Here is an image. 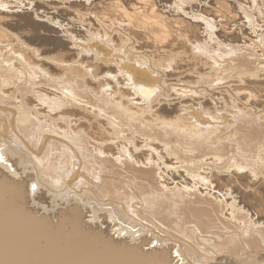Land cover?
I'll list each match as a JSON object with an SVG mask.
<instances>
[{"label": "bare ground", "instance_id": "bare-ground-1", "mask_svg": "<svg viewBox=\"0 0 264 264\" xmlns=\"http://www.w3.org/2000/svg\"><path fill=\"white\" fill-rule=\"evenodd\" d=\"M22 1L19 0L16 3L19 9L21 8L20 11L14 12L11 9L14 13L6 14L7 12H4L7 10L4 9V12L0 10V247L7 248L8 264H67L71 262L72 264H115L118 261L117 258H120L124 264L138 263L141 259L150 261V264H172L173 258L170 251L173 248L181 261L178 264H236L238 260L247 264H264V197L260 198L256 194L264 189L255 188L253 192L244 190L243 188H249L255 182L250 180L252 176L249 174L238 172L248 169L256 177L258 173H264V170L261 171L264 166L263 168L255 166V168L253 164L243 159L244 157H238L235 154L231 156L232 158L228 156L230 161L226 159L227 162L225 161L224 164L222 162V165L218 167L215 164L218 169L234 168L227 176L212 173L213 178L210 179V182L216 185L214 189L216 187L220 192L224 190L228 196L236 195L237 201H231V203H228L225 198L219 202L215 200L218 196L210 193V189L204 191L209 187L204 182V184L201 183L205 187L203 190L200 188L194 192L187 190L186 186L192 183L197 185L200 180L208 177L199 171L207 162L205 159L208 156L207 153H210V156L213 154V156L220 157L222 152L230 151V149L223 142L221 144V140L219 143L218 137L220 136L215 132L217 130L202 133L199 132L200 129L195 128L198 123H206L201 120L203 118L200 119L203 114L200 117L193 115L195 116L193 122H190L187 117L179 120L171 116L174 112L173 108L170 107L171 110L166 108L167 104L159 105L160 102L152 106L149 103L151 101L146 102L147 107L142 106L146 112L138 111L130 96L141 94L150 97L149 94H153L157 89L155 91L151 89L153 93L146 89L149 90L153 88L152 85L156 84L159 91L155 93V96L165 95L168 98L167 93L163 94L160 91L162 83L158 79L160 75L167 77L170 74H163L158 70L156 71L157 74L160 73L157 75L158 78L153 77L151 83L142 81L138 85L136 79L141 74H136V71L135 73L132 68L130 69L128 67L130 62L126 61L128 63L126 64L125 56L122 57L123 54L121 56L117 49H114V45H111L115 41H120L124 47L132 43V39L142 40V42L139 41V47H137L139 49L134 46L128 47L133 53L129 55L133 57L128 56L127 58L141 59L146 63L148 56L141 49L166 52L179 41L180 45L195 44L194 49L197 51L202 50L203 53H209V42L214 40L215 44L213 41L212 43L218 47L216 48L217 53L220 50L223 51V47L227 45L228 47L224 50L228 51L227 48L230 47V51L235 49L233 46H236L233 43L238 42L239 36L227 34L225 31L233 28L232 26L242 20L241 14H245L255 25L257 24L255 20H263L264 0H234L232 2L215 0L213 1L216 6L214 14L207 10L205 12L196 5L197 9L191 8L190 10L189 8L192 14L191 19L199 17L204 20L203 23L205 22L204 25L208 28L206 38H199L200 35L196 33V30L200 29L199 21L198 24L194 23L195 19L192 22L177 13V16L164 14L158 5L159 0H85L87 3L80 0H43L42 3L31 2L33 0L29 3ZM185 1L187 2V0H175V4L177 3L178 7L182 8L180 4ZM8 2L9 0H0V8H6L5 4ZM27 5L26 10L24 8ZM238 10H241V14ZM40 18H45V20H40ZM220 19H226V21L220 22ZM65 21L70 26L63 24ZM215 25L220 26L223 31L214 32ZM77 26L85 27V42L77 39L84 36L76 29ZM114 27L118 30L116 29L113 35ZM40 30L44 34H41ZM53 34H64L63 37L68 41H63ZM96 39H99L102 44L96 42ZM203 39L205 41H202ZM103 43L111 48H104ZM70 45L74 47L73 50H70ZM98 45L103 46L100 48ZM210 46H212L211 43ZM246 48L248 47H245V52ZM138 52L143 55H138ZM198 54L197 56H200ZM217 59L218 55L215 56V60ZM219 60L214 61L215 65ZM244 61L242 60V63ZM223 62H219V65ZM161 64L160 66L164 67ZM212 81L215 82L214 79ZM120 85H127L128 88L120 87ZM163 89L162 86L161 90ZM187 89L189 90L188 87ZM176 91L179 94L178 87ZM235 101L237 102L236 98ZM150 111L151 115L148 113ZM249 111L251 109H248ZM90 114L96 117V125L92 126L79 121ZM97 117H103V119L100 120ZM219 120L217 123H220ZM74 123L77 125H73ZM156 125L161 126L153 128ZM239 125L242 126V124ZM174 127L189 129L190 136H193L191 134L193 132L199 139L194 138L193 141L187 138L191 140L190 143L182 144L178 139L176 141L173 138L176 135L172 134L174 131L171 128L174 129ZM92 128L97 129L98 136L90 132ZM160 130L164 132L161 133ZM126 132L130 133L129 137L126 136ZM136 133L142 136L145 145L150 146L152 150L136 152L140 146L135 140ZM252 133L246 134V138L247 142L252 145L251 147H254L256 134ZM120 138L126 140L117 141ZM113 140L117 142L112 145L108 144ZM155 140L159 143H152ZM225 148L227 149L224 150ZM234 148L236 149V146ZM171 154L175 156V160H180L177 164L184 168V174L188 177L177 172L179 178L184 177L182 182L185 187L174 183L172 188H168L165 181L168 180V176L174 179L176 172H169L163 167L158 168L161 165L167 167L176 164L173 163ZM259 154L263 159L264 148ZM147 160H151V163H147ZM213 161H216V158ZM16 166H21L22 171L17 172ZM28 169L31 174L25 172ZM200 176H203L202 179ZM197 177L195 181L194 178ZM161 178L164 182L160 180ZM29 180L33 181L30 187L27 186ZM233 183H237L242 188ZM38 185L51 193L52 201L60 199L65 207L62 210L56 209L57 211L54 209L56 212L53 214L39 216L37 211L39 214L37 217H28L29 215L24 212L27 201L34 204L46 197L43 192H38ZM135 190L140 194L139 201L134 195ZM172 203L178 204V207L174 209L171 206ZM80 204L85 206V210ZM85 213L91 214L93 218H101V223H85L83 220ZM49 220L65 224L72 231L71 234L67 233L71 236L64 238L61 236L64 245L59 243L61 246L58 248L51 243L53 238L49 236L50 234L46 233L48 230L46 224ZM108 227L114 228L112 230L117 232L118 236L125 231L128 238H132L134 242L139 241V245L130 246L129 242L126 243L123 239H114L108 234ZM64 230L61 229V232ZM55 234L57 235L56 232ZM78 236H80L79 239ZM62 238L57 237L58 240ZM144 244L156 245V248L147 250L145 253L141 250ZM29 251H32L34 256L30 255ZM27 256L33 258V261Z\"/></svg>", "mask_w": 264, "mask_h": 264}, {"label": "rangeland", "instance_id": "rangeland-1", "mask_svg": "<svg viewBox=\"0 0 264 264\" xmlns=\"http://www.w3.org/2000/svg\"><path fill=\"white\" fill-rule=\"evenodd\" d=\"M14 1H16V2H14ZM41 1H43V0H37V1H35V0H33V1H31V2H40V3H42ZM81 2H84V3H87V1H83V0H80ZM199 1V2H198ZM209 3H208V2ZM215 0H187V2L185 1V3L183 2H181V4L180 5H182V8H179L178 7V4L176 5L175 4V0H159V3H158V5H160L159 7H160V10L162 11V12H164V14H166V15H174L175 14V16H177V14L178 15H181L182 17H184L185 19H187V20H190V21H192V22H194V23H197L198 21V23L199 24H201L200 25V29H198V30H196V33L198 34V36H199V38H206V37H208L207 35H208V28H206L205 27V25H204V23H203V19H201V18H199V17H197V18H194V19H191L192 18V14H191V8H194V9H197V8H200V9H202V10H207V11H210V12H212V14H214L216 11V6H215ZM227 1H229V2H232V1H234V0H227ZM240 1V0H239ZM10 2V3H9ZM9 2L8 3H6L5 5H6V8H0V10L1 11H5V10H7V11H5L4 13H6V14H11V13H14V12H16V11H20V9H19V7H18V5L16 4L17 2H19V0L17 1V0H9ZM22 2H25V3H29L30 2V0H23ZM168 2V3H167ZM202 2V3H201ZM166 3V4H165ZM171 5H170V4ZM173 3V4H172ZM192 3V4H191ZM197 3V4H196ZM164 4H165V6H164ZM183 4H185V5H183ZM200 6H199V5ZM12 5V6H11ZM162 5V6H161ZM197 6V8H196V6ZM212 5V6H211ZM167 6V7H166ZM175 6H176V8H175ZM208 6V7H207ZM215 6V7H214ZM13 7V8H12ZM27 7H28V5L27 6H25V8L24 9H26L27 10ZM165 7V8H164ZM177 7H178V10H177ZM173 8V9H172ZM189 8H190V10H189ZM5 9V10H4ZM14 11V12H12V10ZM163 9H164V11H163ZM51 10V9H50ZM181 10V11H180ZM212 10H214V11H212ZM25 11V10H24ZM184 11V12H183ZM188 11V12H187ZM190 12V13H189ZM206 12V11H205ZM177 13V14H176ZM184 13H187V14H184ZM189 13V14H188ZM238 13H240L241 14V10H238ZM197 14V13H196ZM184 15V16H183ZM190 18H188L187 16ZM241 16H243L241 19L242 20H239L238 21V23L235 25V26H232L233 28H231V29H229V30H226L225 32H227V34H231V35H234V34H237L238 36H239V40H238V42H236V43H233V45H235L236 47H234L233 46V48H235V49H231L230 51H229V49H230V47L229 48H227V50L228 51H225L224 49L226 48V47H228V45L226 46V47H223L224 49H223V51H218V53L216 52L217 51V49H218V47H216V46H214V44H215V42H214V40H210V42H209V39L207 38L206 40H208L207 42H209V49L210 50H208V49H206V50H208L209 51V53L208 52H206V53H203V51L202 50H200V49H198V50H200V51H202V52H200V51H197L196 49H194L195 48V44H191V43H185L184 45H180V41L175 45V46H171L170 47V49H168L169 51H167L166 50V52L165 51H163V50H160V51H151V49H147V48H143V49H141L145 54H146V56H148L147 57V59H148V64L146 63V62H144L143 60H130V58L128 59L127 57L129 56V57H133L132 55H129V53H132L130 50H129V48H131V46H134L135 48H137V47H139V43L140 42H142V40H140V39H132V43H130V44H128L127 46H124V47H122L123 45H122V42H120V41H115V43H113V44H111L112 46L114 45V49L116 50L117 49V52H119V54L122 56V54H123V56L122 57H124L125 56V58L127 59H124L125 60V62L127 61L128 63L130 62H132L131 64L129 63V65H128V67L131 69L132 68V70L136 73V74H141L140 75V77L138 76V78L136 79V81H137V83H138V85H139V83H141L142 81L143 82H150L151 83V81H152V79H153V77L154 78H156L157 77V75H159L160 73H158L157 74V72L156 71H161V73H168V74H170L169 76H167L166 77V75H160L159 77V79L158 80H160L161 81V85H160V91L164 94V93H167L166 95L168 96V98L167 97H165V95H162V96H155L156 94V92L158 93V91H159V89L157 88L158 86H156V84L155 85H152V87L153 88H150L149 90H147L146 89V91H148V92H151L152 91V93L155 91V89H157L156 90V92H154L153 94H149V95H151L150 97H148V96H146V95H141V94H138V95H135V96H130V99H131V101H132V103L134 104V107H136V109L138 110V111H140V112H146V109H144V108H142V106H146V105H148V103H146V102H149V101H151V102H149L150 103V105H152V106H155V105H158V103H159V105H163V106H165L166 104V108H168V109H170L171 110V108H173V110H174V112L171 114V116H173V117H176L177 119H181L182 117H187V118H189V120H190V122H193V120H195V119H193V117H195V116H193V115H199V117H200V115H202L201 117H200V119L201 118H203V119H201V120H204V121H206V123H201V124H199L198 123V128L197 127H195L196 129H200L199 130V132H202V133H206V132H208V130H211V131H215V130H217V131H215V132H217L218 133V135L220 136V137H218V139H219V143H220V140H221V144H222V142H223V144H226V147H228L229 149H230V151H227L226 149L227 148H225L224 150H226V152L224 151V152H222L219 156L220 157H218V156H213V154H211V156H210V153H207L208 154V156H206L205 157V159H206V161L207 162H205V164L203 165V168H201L199 171H200V173L202 174V175H206V176H210L209 178L208 177H205L204 179H202L201 177H203V176H200V178L202 179V180H200V183L199 184H194V183H192L190 186H186V189L187 190H189L190 192L192 191V192H194V190H196L197 188L199 189H201V190H203L205 187H203L202 185H201V183L202 184H206L207 183V186H209L207 189L205 188L204 189V191H206V190H209L210 189V193H212V194H216V196H218L215 200H217L218 202L219 201H221V199H223V198H225V200H228V203L230 202L231 203V201H237V197H236V195L235 194H233V195H230V196H228L226 193L227 192H225L224 190L223 191H221V192H223V193H221L216 187H215V189L213 188L214 187V185H215V183L214 182H210V179L211 178H213L212 177V173L213 174H218V176H227L228 175V173H229V171H233L234 170V168L233 167H230L229 169H227L226 167H222V168H220V169H218L217 167H218V165L220 166V165H222V162H223V164H224V162L226 161V159H227V161H230L229 160V157H231L232 155L234 156V154H235V156H238V157H244L243 159H245V160H247V162H249V163H251V164H253L252 166H258V167H261V168H263V166H264V158L263 159H261L262 158V156H260V152L263 150V144H264V32H263V28H264V18H263V20L262 19H260L259 21H257V20H255V22L257 23L256 25L255 24H252L251 23V19L249 18L248 19V17H246L245 16V14H241ZM187 17V18H186ZM245 17V18H244ZM254 19H256V18H254ZM6 20H7V18H6ZM8 20H10V18L8 17ZM40 20H45V18H40ZM194 20V21H193ZM197 20V21H196ZM243 20H245V21H243ZM249 20H250V22H249ZM226 21V19H220V22H225ZM263 21V22H262ZM247 24H246V23ZM197 23V24H198ZM63 24H66L67 26H70V24H67V22L65 21ZM243 24V25H242ZM249 24V25H248ZM259 25H261V26H259ZM248 26H250V27H248ZM253 26V27H252ZM236 27V28H235ZM248 27V28H247ZM259 27V28H258ZM83 28V29H82ZM202 28V29H201ZM235 28V29H234ZM243 28V29H242ZM254 28H256V29H254ZM262 28V29H261ZM76 29L77 30H79V31H81L82 32V34L84 35L85 34V27H79V26H77L76 27ZM118 30V28L117 27H114V31H112V34H113V32H114V34H115V31H117ZM207 29V30H206ZM206 30V31H205ZM262 30V31H261ZM205 31V32H204ZM213 31L214 32H216V33H221L223 30L221 29V27L220 26H216L215 25V27L213 28ZM229 31V32H228ZM41 34H44L43 32H42V30H40L39 31ZM261 34H260V33ZM95 33V32H94ZM250 33V34H249ZM254 35H253V34ZM256 33V34H255ZM113 34V35H114ZM204 34H205V36H204ZM246 34V35H245ZM252 34V35H251ZM54 36L56 35V37H59L60 39H62L63 41H68V39H66L65 37H63L64 36V34H53ZM251 35V36H250ZM260 35V36H259ZM214 37H215V35H213ZM259 37H260V39H259ZM241 38V39H240ZM80 42H85L86 40V36L84 35L83 36V38H81V37H79V38H77ZM83 39V40H82ZM246 39V40H245ZM255 39V40H254ZM261 40L260 42H258V40ZM82 40V41H81ZM102 40H103V38H102ZM138 40V41H137ZM243 40V41H242ZM96 42L98 41V42H100V40L98 39H96L95 40ZM140 41V42H139ZM202 41H205V39H203ZM212 41H213V43H212ZM246 41H247V43H246ZM95 42V43H96ZM252 42H254V43H252ZM101 43V42H100ZM99 43V44H100ZM134 43V44H133ZM184 43V42H183ZM210 43H211V45L212 46H210ZM243 43H245V45L243 44ZM102 44V43H101ZM109 44V45H110ZM118 44V45H117ZM138 44V45H137ZM243 44V45H242ZM103 45H104V43H103ZM103 45H98V47H102ZM108 45V44H107ZM179 45V46H178ZM193 45V46H192ZM226 45V44H225ZM247 45V46H246ZM260 45H262V46H260ZM181 46V47H180ZM184 46V47H183ZM105 47H107V49H110L111 48V46H110V48H108V46H105L104 45V48ZM129 47V48H128ZM179 47V48H178ZM245 47H248V49L246 48V52H245ZM69 48H70V50H73L74 49V47H72L71 45L69 46ZM187 48V49H186ZM204 48V47H203ZM205 48H206V46H205ZM215 48V49H214ZM217 48V49H216ZM240 48V49H239ZM252 48V49H251ZM259 48V49H258ZM113 49V50H114ZM119 49H120V51H119ZM122 49H124V50H122ZM127 49V50H126ZM137 49H139V48H137ZM250 49V50H249ZM114 50V51H115ZM184 50V51H183ZM188 50H189V52H188ZM211 50H213V52L211 51ZM254 50H255V52H254ZM260 50V51H259ZM129 51V52H128ZM175 51V52H174ZM193 51H195V53L193 52ZM235 51V52H234ZM259 51V52H258ZM122 52V53H121ZM128 52V53H127ZM161 52V53H160ZM196 52H198V53H196ZM211 52V53H210ZM215 52V53H214ZM221 52V53H220ZM230 52H231V54H230ZM235 54H234V53ZM238 52V53H237ZM258 52V53H257ZM148 53H149V55H148ZM154 53V54H153ZM161 54V55H159V54ZM175 53V54H174ZM203 54V55H201V54ZM223 53V54H222ZM225 53H227V54H225ZM230 55H229V54ZM243 53V54H242ZM133 54V53H132ZM134 54H136V53H134ZM138 55H143V53L141 54L140 52H138L137 53ZM197 54L198 55H200V56H197ZM225 54V55H224ZM239 54V55H238ZM247 54V55H246ZM254 54V55H253ZM171 55V56H170ZM209 55V56H208ZM218 55V59L217 60H219V62H223V63H221V65H219L220 63L218 62L216 65H215V63H214V61L216 62L217 60H215V56H217ZM220 55V56H219ZM227 55H229L228 57H227ZM233 55H235L234 57H233ZM244 55H246V56H244ZM151 56H152V59H151ZM158 56H160V57H158ZM163 56V57H162ZM205 56V57H204ZM211 56H212V58H211ZM221 56L223 57V58H221ZM225 56V57H224ZM238 56V57H237ZM247 56H248V60H247ZM251 56V57H250ZM260 56H261V58H260ZM197 57H200V58H197ZM207 57V58H206ZM210 57V58H209ZM250 57V58H249ZM180 58V59H179ZM241 58V59H240ZM167 59V60H166ZM169 59V60H168ZM170 59H172V60H170ZM182 59H184V60H182ZM189 59V60H188ZM202 61H201V60ZM209 59V60H208ZM222 59V60H221ZM250 59V60H249ZM260 59V60H259ZM129 60V61H128ZM157 60H159V61H157ZM191 60V61H190ZM210 60H212V61H210ZM239 62H238V61ZM240 60H241V62H240ZM242 60L244 61V60H247V61H244L243 63H242ZM256 60V61H255ZM143 61V62H142ZM154 63H153V62ZM174 63H172V62ZM178 61V62H177ZM194 61V62H193ZM209 61V62H208ZM248 61H251V62H248ZM255 61V62H254ZM97 62H99V61H97ZM126 62V64H128ZM177 62V63H176ZM185 62V63H184ZM260 62V63H259ZM137 63V65H135ZM143 63V64H142ZM162 63V64H161ZM168 63V64H167ZM172 63V64H171ZM196 63H198L197 65H196ZM256 63V64H255ZM160 64L161 65H164V67L162 66H160ZM167 64V65H166ZM194 66H193V65ZM229 64V65H228ZM255 64V65H254ZM145 65H146V67H145ZM168 65H170V67H168ZM212 65H214V66H212ZM237 65V66H236ZM131 66V67H130ZM202 66V67H201ZM252 66V67H251ZM157 67V68H156ZM168 67V68H167ZM175 67H176V69H175ZM210 67V68H209ZM216 67H217V69H216ZM219 67H221L220 69H222V70H220V69H218ZM144 68H146V69H144ZM155 68H156V70H155ZM199 68H202V69H199ZM214 68V69H213ZM257 68V69H256ZM165 69V70H164ZM171 69V70H170ZM191 69H192V71H191ZM212 69V70H211ZM227 69H228V71H227ZM232 69V70H231ZM256 69V70H255ZM155 70V71H154ZM168 70V71H167ZM203 70V72H201ZM214 70V71H213ZM231 70V71H230ZM245 70V71H244ZM258 70V71H257ZM208 71H209V73H208ZM210 71H211V73H210ZM217 71V72H216ZM233 71H234V73H233ZM243 73H242V72ZM254 71V72H253ZM257 71V72H256ZM146 72H147V74H146ZM226 72V73H225ZM244 72H246V73H244ZM250 72V73H249ZM252 72V73H251ZM256 72V73H255ZM262 72V73H261ZM237 73V74H236ZM151 74V75H150ZM156 74V75H155ZM198 74H200V75H198ZM153 75V76H152ZM175 75V76H174ZM220 75V76H219ZM228 75V76H227ZM235 75V76H234ZM150 76H151V78H150ZM163 76V77H162ZM188 76V77H187ZM208 76H209V79H208ZM219 76V77H218ZM226 78H225V77ZM179 77V78H178ZM217 77V78H216ZM232 77V78H231ZM158 78V77H157ZM162 78V79H161ZM198 78V79H197ZM200 78H201V81H200ZM222 78H223V80H222ZM144 79V80H143ZM168 79H170L169 81H167ZM202 79H204L203 81H202ZM208 79V80H207ZM210 79H214V81L216 82H213L212 80H210ZM219 81H217V80ZM245 79H247V80H245ZM133 80H135V78L133 79ZM205 80H207L206 82H204ZM187 81V82H186ZM193 81V82H192ZM198 82V83H197ZM200 82H202V83H200ZM210 84H209V83ZM240 82V83H239ZM243 82V83H242ZM172 83V84H171ZM206 83V84H205ZM242 83V84H241ZM149 84V83H148ZM170 84H171V86H170ZM198 84H200L199 86H198ZM208 84V85H207ZM205 85V86H204ZM207 85V86H206ZM214 85V86H213ZM124 86V88L126 87V88H128V86L127 85H120V87H123ZM162 86L164 87V89L163 90H161L162 89ZM167 86V87H166ZM175 86H177L178 87V90H179V94H177L178 93V91H176L177 90V87H175ZM189 88V90L187 89V87ZM238 86V87H237ZM241 86V87H240ZM244 86V87H243ZM190 87H191V89H190ZM196 87V89H194ZM208 87H209V89H208ZM211 87V88H210ZM50 88V87H49ZM168 88V89H167ZM180 88V89H179ZM51 89V88H50ZM151 89H154V91L153 90H151ZM176 89V90H175ZM183 89V90H182ZM204 89V90H203ZM206 89V90H205ZM208 89V90H207ZM212 89V90H211ZM236 89V90H235ZM239 89V90H238ZM108 90H110L109 88H108ZM151 90V91H150ZM168 90V91H167ZM175 90V91H174ZM180 90H182V93H180L181 91ZM203 90V91H202ZM172 91H174V92H172ZM205 91H208V92H205ZM214 91V92H213ZM160 92V93H161ZM184 92V93H183ZM213 92V93H212ZM186 93V94H185ZM190 95H189V94ZM194 93V94H193ZM207 93V94H206ZM211 93V94H210ZM232 93V94H231ZM237 93V94H236ZM177 94V95H176ZM185 94V95H184ZM191 94H193V95H191ZM201 94V95H200ZM184 95V96H183ZM207 95V96H206ZM230 95V96H229ZM140 96V98H138ZM186 96V97H185ZM209 96V97H208ZM212 96V97H211ZM215 96V97H214ZM259 96V97H258ZM133 97V98H132ZM182 97V98H181ZM189 97V98H188ZM208 97V98H207ZM210 97H211V99H210ZM232 97H234V98H232ZM239 97V98H238ZM246 97L248 98V99H246ZM152 98V99H151ZM156 98V99H155ZM157 98L159 99V100H157ZM162 98V99H161ZM165 98V99H164ZM168 100H167V99ZM180 98V99H179ZM216 98V99H215ZM235 98H236V100H237V102L235 101ZM243 98V99H242ZM137 99V100H136ZM145 99H146V101H145ZM149 99V100H148ZM162 101H161V100ZM183 99V100H182ZM190 99V100H189ZM244 99H245V102H247V103H245L244 102ZM142 100V101H141ZM148 100V101H147ZM155 100V101H154ZM208 100H211V101H208ZM214 102H213V101ZM239 100V101H238ZM133 101H135L136 103H134ZM165 101V102H164ZM167 101H168V103H167ZM172 101V102H171ZM183 101V102H182ZM186 101V102H185ZM189 101V102H188ZM190 101H193V102H190ZM233 101V102H232ZM235 101V102H234ZM252 101V102H251ZM170 102V103H169ZM175 102V103H174ZM185 102V103H184ZM218 102V103H217ZM241 102V103H240ZM243 102V103H242ZM157 103V104H156ZM186 103H188V104H186ZM190 103L192 104V105H190ZM201 103V104H200ZM208 106H206L205 104ZM208 103V104H207ZM210 103H211V105H210ZM213 103V104H212ZM256 103V104H255ZM198 104L200 105L199 107H198ZM224 104V105H223ZM230 106H229V105ZM244 104V105H243ZM253 104V105H252ZM176 105V106H175ZM183 105H185V106H183ZM203 105V106H202ZM239 105V106H238ZM243 105V106H242ZM138 106V107H137ZM168 106V107H167ZM173 106V107H172ZM214 106V107H213ZM147 107V106H146ZM171 107V108H170ZM175 107V108H174ZM201 107V108H200ZM203 107V108H202ZM230 107V108H229ZM236 108V111H235V108ZM247 109H246V108ZM142 108V109H141ZM178 108V109H177ZM186 108V109H185ZM190 108V109H189ZM206 108V109H205ZM211 108V109H210ZM217 108V109H216ZM234 108V109H233ZM242 108V109H241ZM248 109L250 110L251 109V111H249L248 112ZM178 110V111H177ZM205 110H207V111H209V112H207V111H205ZM192 111V112H191ZM201 111V112H200ZM204 113H203V112ZM218 111V112H217ZM221 111H222V113H221ZM241 111H243V112H241ZM245 111V112H244ZM178 112V113H177ZM207 113V115H208V117H207V115H206V113ZM224 112V113H223ZM255 112V113H254ZM150 115L152 114V112L150 111V112H148ZM177 113V114H176ZM189 113H192L191 115H189ZM216 113V114H215ZM246 113V114H245ZM248 113V114H247ZM101 114H103V112H101ZM206 116H205V115ZM230 114V115H229ZM232 114H234V115H232ZM211 117H210V116ZM214 115H216V116H214ZM225 115V116H224ZM229 115V116H228ZM180 116V117H179ZM205 116V117H204ZM235 116V117H234ZM236 116H237V118H236ZM247 116V117H246ZM210 117V118H209ZM241 117H243V118H241ZM262 117V118H261ZM88 118V119H87ZM87 118H81V119H79V121L80 122H82V123H85V124H89V125H92V126H94V125H96V117L95 116H93L92 114H90ZM91 118V119H90ZM214 119V121L212 120V119ZM220 120H219V119ZM97 119H100V120H102L103 119V117H97ZM218 119L219 120V122L220 123H217L218 122V120L216 121V120ZM228 119H231V120H228ZM237 119V120H236ZM242 121H241V120ZM246 119V120H245ZM176 120V119H175ZM179 120H177V121H179ZM245 120V121H244ZM216 121V122H215ZM227 122V123H225V122ZM229 121V122H228ZM189 122V121H188ZM213 122V123H212ZM215 122V123H214ZM247 122H249V123H247ZM217 123V124H216ZM237 124V125H235L234 126V124ZM252 125H251V124ZM216 124V125H215ZM227 124V125H226ZM230 124H233V125H231V127L229 126L228 127V125H230ZM239 124H242V126L241 125H239ZM73 125H77V123H74ZM203 126V127H200V126ZM212 125H214V126H212ZM224 127H223V126ZM250 125V126H249ZM256 125L259 127H256ZM158 126H161V125H158ZM157 125L156 126H154L153 128H157L158 127ZM222 126V127H221ZM226 126V127H225ZM234 126V127H233ZM235 127L237 128V129H235ZM245 127H247V128H245ZM249 127V128H248ZM253 127V128H252ZM195 128H192L193 130H196ZM221 129V130H219V129ZM223 128V129H222ZM232 130H231V129ZM244 128V129H243ZM257 128V129H256ZM172 129V131H174L172 134H174L175 133V135L176 136H174L173 138L174 139H176V141H177V139H178V141H180L182 144H186V143H190V141L191 140H195V139H199V137H196L195 136V134L192 132L191 134L193 135V136H190V134H189V132H188V130H184L183 128H180V127H174V129L173 128H171ZM203 129V130H202ZM225 129V130H224ZM242 129V130H241ZM255 129V130H254ZM205 130V131H204ZM223 130V131H222ZM227 130V131H226ZM231 130V134L229 133V131ZM250 130H251V133H252V130H253V135H255L254 136V138H255V144L253 145L254 147H251L252 145L249 143V142H247V138H246V134L248 135V134H251L250 133ZM258 130V131H257ZM161 131V133H163L164 131H162V130H160ZM204 131V132H203ZM220 131V132H219ZM237 131H238V133H237ZM90 132H92L93 133V135L94 136H98L99 134L97 133L98 131H97V129H95L94 128V130H93V128L92 129H90ZM159 132V131H158ZM236 132V133H235ZM243 133V134H240V133ZM248 132V133H247ZM257 132V133H256ZM259 133V134H258ZM130 133L129 132H126V136H130L129 135ZM222 134V135H221ZM241 135V136H240ZM224 136V137H223ZM234 136H235V138H234ZM245 136V137H244ZM135 137H137V138H135V140H137V143H139L140 144V146L137 148V150H136V152H140V151H150V150H152V148H150V146H147V145H145V143L143 142V138H142V136L140 137V134L139 133H136L135 134ZM139 137V138H138ZM221 137H223V138H221ZM243 137V138H242ZM187 138H190V139H187ZM195 138V139H194ZM231 138V139H230ZM238 138V139H237ZM139 139V140H138ZM240 139V140H239ZM118 140H122L123 142L126 140V139H117V141ZM189 140V141H188ZM226 141L227 140V142H224V141ZM116 140H113V141H109L108 142V144H113V143H115V142H117ZM235 141V143L233 144V142ZM242 142H243V144H242ZM260 142V143H259ZM152 143H156V144H158L159 142H157L156 140L155 141H153ZM176 143H178V142H176ZM232 143V144H231ZM256 143H258V144H256ZM262 143V144H261ZM237 145H239V146H237ZM241 145V146H240ZM258 145V146H257ZM184 146H187V145H184ZM231 146H232V148H231ZM236 146V149H239L238 151L234 148ZM238 147V148H237ZM249 147H251V148H249ZM262 147V148H261ZM246 148V149H245ZM139 149V150H138ZM258 149V150H257ZM247 150V151H246ZM261 150V151H260ZM237 151V152H236ZM257 151V152H256ZM209 152V151H208ZM213 152V151H212ZM215 152V151H214ZM241 152H243V153H241ZM250 153V154H249ZM258 153V154H257ZM215 154H217V153H215ZM238 154V155H237ZM240 155V156H239ZM223 156V157H222ZM229 156V157H228ZM232 156V157H233ZM254 156V157H253ZM264 156V155H263ZM170 157H173V163H176L175 165L173 164V165H168L167 167L166 166H159L158 168H167L168 170H169V172H180V173H183V176L184 177H186V178H188L187 177V175L186 174H184V168H182L181 166H179L178 164H177V162H180V160H175L174 159V155H170ZM228 157V158H227ZM231 157V158H232ZM247 157V158H246ZM258 157V158H257ZM209 160H208V159ZM216 158V161H213L214 159ZM220 158H222V159H220ZM255 158V159H254ZM213 159V160H212ZM257 159H259V160H257ZM222 160V161H221ZM249 160H251V161H249ZM252 160H254V161H252ZM212 161V162H211ZM221 161V162H220ZM226 161V162H227ZM258 161V162H257ZM147 163H151V160H147L146 161ZM218 163V164H217ZM262 165H261V164ZM217 165V167H216V165ZM228 164L226 163V166H227ZM176 166V167H175ZM211 166H213V167H211ZM205 167H206V169H205ZM256 168V167H255ZM16 170H17V172H21L22 171V168H21V166H16ZM29 170V169H28ZM25 170V172L26 173H30L31 174V171L29 170ZM181 170L183 171V172H181ZM226 170V171H225ZM228 170V171H227ZM263 170L264 169H262L261 171L263 172ZM215 172V173H214ZM222 172V173H221ZM239 173H247V174H249V176H252V177H250V180H253L254 182H255V184L254 185H252L251 187H249V188H243L244 190H248V191H251V192H253V190L255 189V188H262V189H264V173H258L257 175H256V177H254L255 176V174H254V176L252 175L253 173H251L248 169H246V170H239L238 171ZM175 173V175H174V179H171V178H169L170 176H168L167 178H168V180H166L165 181V183H167V187L169 188H172L173 187V184L175 183V184H177L178 183V185H181L182 187H185V185L183 184V182L182 181H184V177H180L179 178V175H178V173L176 174ZM178 178V179H181L180 181H178V179L176 178V177ZM183 178V179H182ZM208 178V179H207ZM170 179V180H169ZM198 179V177L197 178H194V180L196 181ZM160 180H162L163 182H164V179L163 178H161ZM175 180V181H174ZM117 181H119V180H117ZM161 181V182H162ZM176 181H178V182H176ZM31 182H33L32 180H29L28 181V183H27V186L28 187H30V183ZM204 182V183H203ZM209 182V183H208ZM233 185H237V186H240V185H238L237 183H233ZM216 186V185H215ZM38 187H39V189H38V192L40 191V192H43L44 193V196L46 195V197H43V199H42V201L40 200H38V202L36 201V203L34 202V204H32V202L31 201H27V205L25 206V208H24V212L26 213V214H28L29 216L28 217H30V216H35V217H37L39 214V216H44V215H46V214H50V213H54V212H56L57 210H62L64 207H65V204L63 203V201H61L60 199L58 200H54V201H52V195H51V193H48L47 191H46V188H44L43 186H41V185H38ZM43 187V188H42ZM211 187V188H210ZM241 187V186H240ZM242 188V187H241ZM217 190V191H216ZM139 192L137 191V190H135L134 191V195H135V197H137V199H138V201L140 200V194H138ZM226 194V195H225ZM257 196H259L260 198H263L264 197V191H258L257 193ZM48 195H50V196H48ZM213 195V196H214ZM212 196V197H213ZM230 197H233V199H229ZM49 198V199H48ZM264 199V198H263ZM167 202V201H166ZM59 203V204H58ZM76 203L77 204H79L77 201H76ZM40 204V205H39ZM57 204V205H59V206H55V205ZM62 204V205H61ZM68 204H70V203H68ZM168 204H170L169 202H168ZM168 204H165L166 206H168ZM172 204H174V203H172ZM171 204V206L174 208V209H176L177 207H178V204L176 205V204H174V205H172ZM35 205V206H34ZM37 205H38V207H37ZM43 205V206H42ZM52 205H53V207H52ZM61 205V206H60ZM80 206L85 210V206H83L82 204H80ZM170 206V205H169ZM176 206V207H175ZM40 207V208H39ZM55 207V208H54ZM27 208H28V210H27ZM260 208H262V206L260 207ZM34 209V210H33ZM56 211H55V210ZM30 210V212H28ZM49 210V211H48ZM37 211H38V213H37ZM36 212V213H35ZM166 212H169V211H167L166 210ZM30 213V214H29ZM41 213H42V215H41ZM32 214V215H31ZM84 215V217H83V220L85 221V223H101V221H102V219L101 218H93V217H91L92 215L91 214H83ZM174 215V214H173ZM173 215H172V217H173ZM176 216V215H175ZM87 217V218H86ZM177 217V216H176ZM58 218H60V217H58ZM53 224H52V223ZM56 221L55 220H53V221H48V223L51 225H49L48 223L46 224V228L49 230H47V232H46V230H45V232L49 235V236H51V238H53L54 239V241H53V239H51L52 241H51V243H53V245L56 247V248H58L59 246H61L62 244H63V242L64 241H62L63 240V238L65 237V236H71L70 234L72 233V231H71V229H69V227L68 226H66L65 224L64 225H62V223L60 224L58 221H57V223H55ZM108 222H109V220H108ZM110 223V222H109ZM59 224V225H58ZM65 226H66V228H65ZM52 227H54V228H52ZM60 227H61V229H65L63 232H61V229H60ZM114 228H116V226H114ZM114 228H111V227H108V234L110 235V236H113V238L114 239H116V238H120V239H123V240H125V242L126 243H128L130 246H135V244H136V246L137 245H139V241H132L131 239L132 238H128V235H126V233H125V231H122L121 232V235L119 234V236H118V234H117V232H114V230H112V229H114ZM59 229V230H58ZM54 230V231H53ZM68 230V231H67ZM58 231H60L59 233H58ZM49 232V233H48ZM55 232L57 233V235L55 234ZM51 233H54V234H51ZM62 235H61V234ZM67 233H70V234H67ZM66 234V235H65ZM64 235V236H63ZM56 237V240H55V237ZM60 236V238H62V239H57V237H59ZM62 236V237H61ZM78 239L80 238V236H78L77 237ZM138 237H136V239H137ZM88 240H89V238H88ZM127 240V241H126ZM60 241V242H59ZM89 241H91L92 242V240L90 239ZM55 242V243H54ZM72 242H74V241H72ZM86 242V241H85ZM57 243H58V245H57ZM59 243L61 244V245H59ZM64 245V244H63ZM155 246V247H154ZM1 248V250H0V253L2 254V255H0V264H2L3 262V264H8V252H6V250H7V248H4L3 249V247H0ZM153 248H156V245H150V244H144L142 247H141V250L143 251V252H145L146 253V251L147 250H150V249H153ZM174 249L175 248H173L172 249V251H170L171 253V257L173 258V261H172V264H178V262L179 263H181V261L179 260L180 258H179V256L177 255V252L175 253L174 252ZM5 250V251H4ZM31 252V253H30ZM3 253H4V255H3ZM6 253V254H5ZM29 254L30 255H32L33 253H32V251H29ZM7 258H6V257ZM32 256H34V255H32ZM119 256V255H118ZM28 257V259L29 260H31V261H33L32 259L33 258H31V257H29V256H27ZM2 258H4V260H2ZM176 260H175V259ZM7 259V260H6ZM116 260H118L120 263H117V262H115V264H124L123 262H122V260H120V258H117ZM140 262H133V264H150V261H147L146 259H141V260H139ZM247 264V263H245V262H242V260H238L237 262H236V264ZM67 264H72V262L71 263H67ZM104 264V263H103ZM105 264H107V263H105ZM110 264V263H109ZM224 264V263H223Z\"/></svg>", "mask_w": 264, "mask_h": 264}]
</instances>
